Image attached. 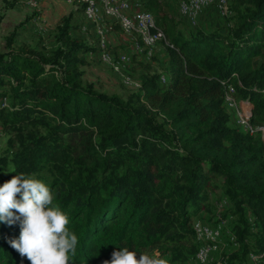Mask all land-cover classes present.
Wrapping results in <instances>:
<instances>
[{
    "label": "trees",
    "instance_id": "16d2710c",
    "mask_svg": "<svg viewBox=\"0 0 264 264\" xmlns=\"http://www.w3.org/2000/svg\"><path fill=\"white\" fill-rule=\"evenodd\" d=\"M134 1L165 34L167 59L163 75L123 84L125 96L84 79L97 48L73 35V13L48 51L5 39L0 185L23 173L50 186L79 240L73 264H103L123 246L187 264L200 246L193 219L224 200L217 218L238 247L218 264H264V143L224 106L231 88L264 125V0H227L226 28L210 32L184 25L179 0ZM19 235V221L0 222V264H30L9 244Z\"/></svg>",
    "mask_w": 264,
    "mask_h": 264
},
{
    "label": "rangeland",
    "instance_id": "374dc122",
    "mask_svg": "<svg viewBox=\"0 0 264 264\" xmlns=\"http://www.w3.org/2000/svg\"><path fill=\"white\" fill-rule=\"evenodd\" d=\"M31 1L32 0H0V17H2V21L0 22V52L4 51L5 39L11 34H14L13 42L15 45L28 44L47 51L52 49L55 27L64 16L70 13H73L76 21L79 22L81 26H84V18L81 7L79 6L69 5L63 0H44V2L39 3L38 6H32ZM13 2H15V5L13 8H10L9 4ZM179 18L184 22L186 27L202 29L206 32L215 29L224 30L228 24L227 19L220 15L216 6H210L202 10V12L195 17L186 18L179 14ZM87 26L89 27V24H87ZM96 26L108 28L110 27V22L107 20H100L96 24L94 23L91 25L93 28ZM121 34L118 26H116V28L113 26L112 30L106 34L109 50L114 56L117 55V48L122 49L125 47V45L121 44L123 38ZM74 35L82 37L91 45H97L98 40L95 36L90 35V31H86V33L83 34L77 31ZM260 62L261 61H258L257 64ZM165 64L166 46L163 42H160L152 49V54L149 59L145 57L135 58L132 64L127 67V71L134 81H139V76L146 70H148L149 73L154 72L163 75ZM144 66H149V68L146 69ZM83 69L84 79L88 82H92L98 91L122 96H125L131 91V88L123 85L124 83L122 82L121 76L115 74L108 66L103 65L98 59V56L88 57V62H86ZM1 103L5 105L4 101ZM4 145L5 137L3 136L2 126L0 125V151L4 148ZM215 197L218 198L219 194L216 193ZM229 207H231V204L226 200L217 203L215 208L202 213V217L205 218L202 219L204 222L198 221L214 229H220L218 230L219 238L214 242L215 248L210 251L207 264L220 263L238 247L234 236L226 229L230 219L220 221L217 218L219 212H223ZM220 244L225 245L222 251L217 249V246ZM193 263L198 264L196 261Z\"/></svg>",
    "mask_w": 264,
    "mask_h": 264
},
{
    "label": "built area",
    "instance_id": "2783aa9c",
    "mask_svg": "<svg viewBox=\"0 0 264 264\" xmlns=\"http://www.w3.org/2000/svg\"><path fill=\"white\" fill-rule=\"evenodd\" d=\"M69 5H76L83 8L84 19L91 23L107 19L110 27L96 26L95 33L98 39L97 56L100 62L108 66L115 74L121 76L122 82L127 86L139 88V83L134 81L127 73V67L134 58L145 57L149 59L152 49L160 42L168 46V40L162 30L155 25L153 16L144 11L139 3L134 0H63ZM44 0H32V6H38ZM216 6L222 17L230 15L227 0H180L179 14L184 17H195L202 10ZM118 26L121 33L133 39L131 48L120 55L114 56L108 48L106 34ZM161 83H165L164 76L160 77ZM230 88L224 97V106L230 114L231 125L249 135L258 133L264 143V125L255 126L250 122L252 104L248 101H236L232 96ZM264 157V148H263ZM192 229L200 246L193 258L198 264H207L210 251L214 242L219 238L218 228L214 229L203 225L198 220L192 221ZM253 264H258L253 254L249 255Z\"/></svg>",
    "mask_w": 264,
    "mask_h": 264
},
{
    "label": "clouds",
    "instance_id": "9594fccd",
    "mask_svg": "<svg viewBox=\"0 0 264 264\" xmlns=\"http://www.w3.org/2000/svg\"><path fill=\"white\" fill-rule=\"evenodd\" d=\"M19 195V199H17ZM55 194L43 181L21 173L0 185V222L19 221L18 239L10 246L30 264H73L79 243L70 231V219L55 203ZM103 264H169L159 253L130 251L127 246L113 251Z\"/></svg>",
    "mask_w": 264,
    "mask_h": 264
},
{
    "label": "crops",
    "instance_id": "0c3cea01",
    "mask_svg": "<svg viewBox=\"0 0 264 264\" xmlns=\"http://www.w3.org/2000/svg\"><path fill=\"white\" fill-rule=\"evenodd\" d=\"M83 15V14H82ZM83 18H84V16H83ZM104 20H107V19H104ZM77 23H79V22H77ZM87 24H89V27L87 26ZM94 23H91V22H88V21H86L85 19H84V26H81L80 25V23H79V25H80V28L79 29H77L75 32H81V34H83V33H86V31H90V35L91 36H95L96 37V39H97V36H96V33H95V28H93V27H91V25H93ZM87 26V27H86ZM74 32V33H75ZM74 33H73V35H74ZM74 36H76V35H74ZM121 36L123 37L122 38V40H121V44L122 45H125V47H123L122 49L121 48H117V55H120V54H122L123 52H125V51H128L130 48H131V45H132V42H133V39L130 37V36H126V35H124V34H121ZM77 37H79V36H77ZM80 38H82V37H80ZM98 40V39H97ZM124 41V42H123ZM107 44H109L108 43V41H107ZM96 46V48H97V50H96V52L95 53H92V54H87L86 55V61L88 62V57H93V56H95V57H97V51H98V41H97V45H95ZM108 48H109V46H108ZM137 58V57H136ZM138 58H140V57H138ZM144 59V58H143ZM166 59H167V52H166ZM198 220V221H201V222H204L202 219H205L204 217H202V213L200 214V215H198V216H196L193 220ZM225 247V245H222V244H220V245H218L217 246V249H219V250H221L222 251V249ZM215 248V245L213 246V249ZM212 251V250H211ZM210 255V254H209ZM194 262V260H190L187 264H194L193 263Z\"/></svg>",
    "mask_w": 264,
    "mask_h": 264
}]
</instances>
